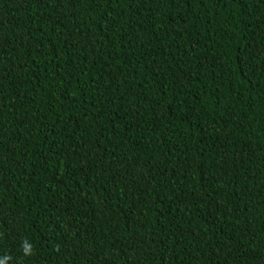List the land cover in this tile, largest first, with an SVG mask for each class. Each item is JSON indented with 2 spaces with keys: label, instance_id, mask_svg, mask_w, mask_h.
I'll list each match as a JSON object with an SVG mask.
<instances>
[{
  "label": "trees",
  "instance_id": "1",
  "mask_svg": "<svg viewBox=\"0 0 264 264\" xmlns=\"http://www.w3.org/2000/svg\"><path fill=\"white\" fill-rule=\"evenodd\" d=\"M5 255L264 264V0H0Z\"/></svg>",
  "mask_w": 264,
  "mask_h": 264
},
{
  "label": "clouds",
  "instance_id": "2",
  "mask_svg": "<svg viewBox=\"0 0 264 264\" xmlns=\"http://www.w3.org/2000/svg\"><path fill=\"white\" fill-rule=\"evenodd\" d=\"M21 252L24 257H30L34 254V247L27 239L23 240L21 243ZM11 260V256L5 255L4 257L0 258V264H9V261Z\"/></svg>",
  "mask_w": 264,
  "mask_h": 264
}]
</instances>
